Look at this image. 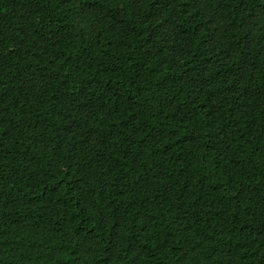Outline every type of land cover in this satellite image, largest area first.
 <instances>
[{"label":"trees","instance_id":"1","mask_svg":"<svg viewBox=\"0 0 264 264\" xmlns=\"http://www.w3.org/2000/svg\"><path fill=\"white\" fill-rule=\"evenodd\" d=\"M0 264H264V0H0Z\"/></svg>","mask_w":264,"mask_h":264}]
</instances>
